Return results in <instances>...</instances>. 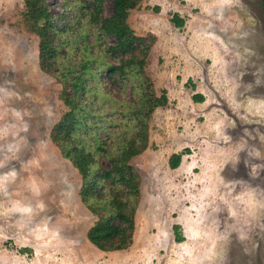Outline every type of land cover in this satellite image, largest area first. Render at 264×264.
Returning a JSON list of instances; mask_svg holds the SVG:
<instances>
[{"label":"rangeland","instance_id":"obj_1","mask_svg":"<svg viewBox=\"0 0 264 264\" xmlns=\"http://www.w3.org/2000/svg\"><path fill=\"white\" fill-rule=\"evenodd\" d=\"M91 1L48 0L55 19L75 25L58 31L60 61L88 55L75 34L91 31ZM103 10L112 13L113 0ZM127 21L155 36L144 71L168 100L131 159L141 176L133 242L103 250L87 237L97 216L81 198L82 175L51 137L69 108L64 83L41 67L25 0H0V264H264V0H141ZM86 78L81 99L94 100L95 116L78 111V144L94 152L96 171L132 123L113 102L118 84Z\"/></svg>","mask_w":264,"mask_h":264},{"label":"trees","instance_id":"obj_2","mask_svg":"<svg viewBox=\"0 0 264 264\" xmlns=\"http://www.w3.org/2000/svg\"><path fill=\"white\" fill-rule=\"evenodd\" d=\"M140 1L113 0V11L106 15L103 10L104 0H92L84 14V18L87 16L86 25L91 31L84 29L83 34H75V37L83 39L81 52L88 55L77 63L60 61L59 45L56 44L58 31L74 28V24L68 25L71 20L61 24V13L55 19L49 10L48 0H25L27 17L38 24L35 31L40 36L41 67L48 72L52 71L51 67L55 68L54 73L64 83L61 97L69 107L54 125L51 137L60 142L64 155L82 175L81 198L97 216L87 231V237L103 250L124 249L133 242L135 213L141 195V176L131 159L148 147L149 117L157 105L168 100L166 90L157 95L151 78L144 71L146 56L155 36L138 35L127 21L131 9L136 8ZM172 20L177 26L185 22L178 13H174ZM87 36H90L89 41ZM110 37L113 42H108ZM103 56L116 61L101 59ZM56 69L61 70L60 74L56 73ZM88 73L98 76L105 85L118 84L119 89L116 90V96H113V102L118 104L120 112L132 123L129 131L123 130L125 137L117 147L107 152L101 146L109 166H99L96 171L95 154L78 144L81 137L77 133V128L84 124L83 119L77 115L78 111L80 114L95 116L94 100L81 99L82 94L91 90L86 82ZM127 87L132 92L130 99L124 96ZM193 99L202 101L203 94L195 93ZM120 122H124V118ZM181 159L182 153L171 154L170 166L178 167ZM178 227L176 224V239L181 240Z\"/></svg>","mask_w":264,"mask_h":264},{"label":"clouds","instance_id":"obj_3","mask_svg":"<svg viewBox=\"0 0 264 264\" xmlns=\"http://www.w3.org/2000/svg\"><path fill=\"white\" fill-rule=\"evenodd\" d=\"M223 2L226 4H230V3H232V0H223ZM28 211H30V209H28Z\"/></svg>","mask_w":264,"mask_h":264}]
</instances>
